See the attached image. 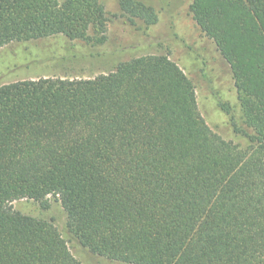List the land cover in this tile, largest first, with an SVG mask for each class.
<instances>
[{
    "label": "trees",
    "instance_id": "trees-1",
    "mask_svg": "<svg viewBox=\"0 0 264 264\" xmlns=\"http://www.w3.org/2000/svg\"><path fill=\"white\" fill-rule=\"evenodd\" d=\"M119 4L131 23H157L152 7ZM189 9L230 67L249 145L209 128L166 55L88 79L1 84L0 264H81L51 221L13 209L24 199L55 200L79 245L114 262L264 264V0ZM106 28L100 0H0V48L104 43Z\"/></svg>",
    "mask_w": 264,
    "mask_h": 264
},
{
    "label": "rangeland",
    "instance_id": "rangeland-1",
    "mask_svg": "<svg viewBox=\"0 0 264 264\" xmlns=\"http://www.w3.org/2000/svg\"><path fill=\"white\" fill-rule=\"evenodd\" d=\"M133 1L152 7L157 23L147 26L139 18L131 23L120 8V0H100L107 17L104 43L63 37L11 42L0 48V85L39 77L88 79L139 56L166 55L192 82L198 111L209 128L224 140L246 148V135L252 131L244 123L230 67L192 19V0ZM12 207L24 215L51 221L81 264H122L81 247L68 232L65 213L55 200L48 209L25 199L14 201Z\"/></svg>",
    "mask_w": 264,
    "mask_h": 264
}]
</instances>
